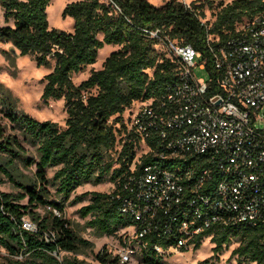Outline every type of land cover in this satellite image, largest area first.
Segmentation results:
<instances>
[{
	"label": "trees",
	"instance_id": "trees-1",
	"mask_svg": "<svg viewBox=\"0 0 264 264\" xmlns=\"http://www.w3.org/2000/svg\"><path fill=\"white\" fill-rule=\"evenodd\" d=\"M223 1L200 0L193 2L191 8L180 0H168L162 6L149 0L72 1L63 12L64 18L75 21L74 31L68 33L50 27L47 10L51 0H0V43L12 44L11 51L17 50L20 56H33L39 67H51L55 61L53 70L44 77L42 100H64L67 112L65 128L58 122L41 121L15 110L8 113L13 122H21L39 142L37 162L28 158L16 136L6 135L0 128V174L23 189L18 193L0 190V246L10 254L7 264H84L78 254L83 244L91 242L80 236L65 217L64 203L51 198L47 175L50 167H59L53 183L58 185L64 200L83 182L98 184L111 173L116 182L112 192H85L74 201L91 194L90 203L80 212L91 216L87 224L99 234H114L129 223V217L121 211L118 194L122 176L135 156V143L128 138L122 151L117 152L118 137L126 128L122 114L134 101L161 97L178 77L176 63L156 50L157 41L145 30L161 29L164 36L192 46L208 58L211 68L208 36L219 35L225 40L264 9L263 0H232L227 4ZM217 2L221 7L215 21L202 24L199 16L205 17V7ZM107 45L119 49L111 52L101 70H94L87 80L76 85L73 77L96 64ZM118 123L121 127H117ZM112 151L117 152V157L107 160ZM18 159L27 166L36 164L33 180H23ZM152 160L146 157L144 163ZM115 162L118 165L114 167ZM25 198L28 202L21 203ZM39 206H50L49 214L41 215L36 210ZM27 215L37 222L38 232L23 226ZM51 229L56 237L49 242L43 233ZM213 232L214 253L198 264H217L215 260L235 241L238 246L230 258H235L237 264H264V222L209 228L197 237L194 249L200 248L202 239ZM97 259L105 264L120 263L106 251L99 252ZM143 259L147 264H167L163 255L152 250Z\"/></svg>",
	"mask_w": 264,
	"mask_h": 264
},
{
	"label": "built area",
	"instance_id": "built-area-1",
	"mask_svg": "<svg viewBox=\"0 0 264 264\" xmlns=\"http://www.w3.org/2000/svg\"><path fill=\"white\" fill-rule=\"evenodd\" d=\"M145 33L176 63L178 77L161 97L134 101L122 114L117 152L126 139L135 143L118 194L129 223L103 249L121 263L151 250L167 258L193 249L212 227L264 222V9L225 40L208 36L211 68L202 52L161 29ZM197 68L207 77L199 78ZM146 157L154 160L144 163ZM23 221L38 232L36 223ZM43 237L54 241L56 233Z\"/></svg>",
	"mask_w": 264,
	"mask_h": 264
},
{
	"label": "rangeland",
	"instance_id": "rangeland-1",
	"mask_svg": "<svg viewBox=\"0 0 264 264\" xmlns=\"http://www.w3.org/2000/svg\"><path fill=\"white\" fill-rule=\"evenodd\" d=\"M72 1L78 0H51V4L48 7V19L50 27L53 29H59L68 33L74 31L75 21L74 19L67 17L64 18L63 12L66 4ZM155 6H162L167 0H149ZM183 1V0H180ZM188 4L200 0H184ZM232 0H224L223 3L227 4ZM220 2L215 3L213 6L205 7L204 19L213 23L215 21V15L220 9ZM1 12V8H0ZM2 16L0 17V23L3 24ZM12 44L0 43V128L3 129L6 135H14L25 147V152L28 158L39 161V142L35 140L28 132L25 126L21 122H13L8 116L13 110L26 113L30 116L41 120H51L58 122L61 128L66 127L67 112L65 108L64 100H51L45 102L42 100V95L45 87L44 77L49 74L54 67L55 61H52L51 67L41 66L39 67L34 60L33 56H20L16 50L13 53ZM119 47L107 45L100 51L99 58L96 64L87 67L82 73L73 77V81L76 85H80L83 81L87 80L94 70H101L103 63L111 52L118 50ZM152 75L153 72L150 71ZM196 75L199 78L207 77L206 72L196 69ZM96 91H94L95 93ZM263 116L264 125V108L261 110ZM117 157V152H109L106 156L107 160H111ZM17 167L21 174H23V180L34 179L36 176L37 166L35 163L27 166L23 161L18 159L16 161ZM117 162L114 163V167L117 166ZM59 167H50L47 169V175L51 184L48 188L51 193V198L57 202L64 203V215L70 220L72 227L77 233L82 236L91 244H83L82 251L78 254V257L84 260V264H105L101 263L97 259V254L107 246L108 241L114 237L112 234H99L94 228L88 226L87 222L91 216H83L80 212L81 208L91 201V194L87 195L83 200L75 202L74 199L77 195H81L85 192L100 191V192H112L116 188V182L111 179V173L104 177V181L95 184L92 181H85L78 186L70 198L64 200L63 195L58 191V185L53 183V177ZM3 178V182L0 184V190L6 192H22L23 189L14 184L8 177L0 174ZM23 204L28 202V199H22L20 201ZM36 210L41 215L49 214V207L39 206ZM26 218L33 223L37 222L27 215ZM215 243L212 241V236L206 237L200 248L190 249L186 251H178L171 256L165 258L167 264H198L199 261L206 258H210L214 251ZM238 246L235 241L229 245L220 254V258L215 260L217 264H237L235 258H230L232 250ZM64 252L62 253V255ZM10 254L8 251L0 246V264H7ZM230 258V259H229ZM113 264H147L142 257H137L135 260L129 263H113Z\"/></svg>",
	"mask_w": 264,
	"mask_h": 264
},
{
	"label": "crops",
	"instance_id": "crops-1",
	"mask_svg": "<svg viewBox=\"0 0 264 264\" xmlns=\"http://www.w3.org/2000/svg\"><path fill=\"white\" fill-rule=\"evenodd\" d=\"M167 1H168V0H167ZM69 3H70V2H69ZM165 3H166V2H165ZM165 3H164V4H165ZM67 4H68V3H67ZM67 4H66V5H67ZM0 13H1V12H0Z\"/></svg>",
	"mask_w": 264,
	"mask_h": 264
}]
</instances>
